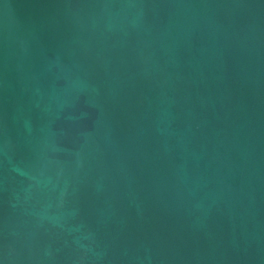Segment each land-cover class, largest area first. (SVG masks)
Instances as JSON below:
<instances>
[{
	"label": "water",
	"instance_id": "1",
	"mask_svg": "<svg viewBox=\"0 0 264 264\" xmlns=\"http://www.w3.org/2000/svg\"><path fill=\"white\" fill-rule=\"evenodd\" d=\"M0 264H264V0H0Z\"/></svg>",
	"mask_w": 264,
	"mask_h": 264
}]
</instances>
